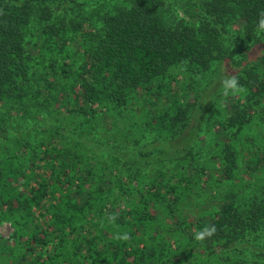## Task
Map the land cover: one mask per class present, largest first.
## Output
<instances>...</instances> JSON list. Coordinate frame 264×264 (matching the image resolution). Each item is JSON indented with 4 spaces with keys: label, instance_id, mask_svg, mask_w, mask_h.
<instances>
[{
    "label": "trees",
    "instance_id": "trees-1",
    "mask_svg": "<svg viewBox=\"0 0 264 264\" xmlns=\"http://www.w3.org/2000/svg\"><path fill=\"white\" fill-rule=\"evenodd\" d=\"M181 1L0 0V260L264 264V0Z\"/></svg>",
    "mask_w": 264,
    "mask_h": 264
},
{
    "label": "rangeland",
    "instance_id": "rangeland-1",
    "mask_svg": "<svg viewBox=\"0 0 264 264\" xmlns=\"http://www.w3.org/2000/svg\"><path fill=\"white\" fill-rule=\"evenodd\" d=\"M171 3L172 7L176 10L177 14L184 18L185 20H189L190 16L197 12L198 9L191 8L189 10L188 6H185V4L181 0H167ZM255 52L261 53L264 51V43L258 47L255 48ZM233 70L229 67L228 64H224L222 66V73L220 72V75L218 77H214L213 83L210 87L207 88L204 95L201 96V99L203 101V109L200 110L199 114L197 116L191 117L189 120V125L186 128V131L182 134L178 140L172 144L169 150H180L181 148H188V147H200L203 144L208 143V137L204 134L203 126L206 122V119L203 117L207 114V109L209 108V104L211 103L212 93L210 91H213L214 89H217L221 85H223L224 79H226V76L228 74H231ZM208 77V76H207ZM207 77L204 79H199L197 81V85L201 88H204L206 85L209 86V80H206ZM210 89V90H209ZM14 235V229L10 226V224L3 223L0 225V238L2 240L6 241H12ZM245 256L248 259H252L251 257H248L247 254ZM244 257V256H243ZM242 257V258H243ZM245 257V258H246ZM11 264V262L5 261V259L0 260V264Z\"/></svg>",
    "mask_w": 264,
    "mask_h": 264
},
{
    "label": "clouds",
    "instance_id": "clouds-1",
    "mask_svg": "<svg viewBox=\"0 0 264 264\" xmlns=\"http://www.w3.org/2000/svg\"><path fill=\"white\" fill-rule=\"evenodd\" d=\"M258 30L261 32H264V19H261L259 21ZM223 88H224L225 95L228 93L229 90L238 91L240 88L238 79L235 77H228L224 79ZM212 231H214V229H206V232L208 234H211ZM123 238L127 239V236H124Z\"/></svg>",
    "mask_w": 264,
    "mask_h": 264
}]
</instances>
